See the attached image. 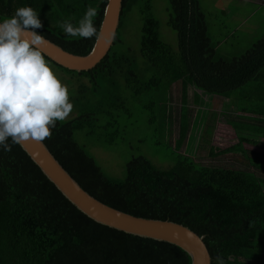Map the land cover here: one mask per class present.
<instances>
[{
    "label": "trees",
    "instance_id": "16d2710c",
    "mask_svg": "<svg viewBox=\"0 0 264 264\" xmlns=\"http://www.w3.org/2000/svg\"><path fill=\"white\" fill-rule=\"evenodd\" d=\"M167 1V25L176 32L178 53L160 38L151 0L121 1L119 27L123 16L140 4L139 52L150 73L146 80L136 73L134 58L111 53V48L93 68L82 71L62 67L44 55L75 77L77 86L70 96L74 115L57 122L52 137L43 142L79 185L103 203L135 216L172 220L203 235L211 264H216L217 254L225 264H264L263 177L200 165L192 156L175 152L174 163L164 169L144 155L133 156L125 163L124 177L116 178L104 172L76 137L82 132L91 145L112 143L118 131L117 112L129 111L124 89L133 96L152 90L157 101L146 107L154 110L164 100L163 93L180 81L184 103L189 86L210 96H237L232 118L226 119L237 142L226 148L212 146L210 154L241 153L264 172V156H251L244 147L256 146L264 138V35L241 54L223 56L211 40L199 0ZM106 2L0 0V22L17 8L29 6L42 21L39 34L84 55L96 37H69L59 25L70 21L78 26L91 6L97 10L93 22L98 33ZM0 264H190V256L170 242L92 220L62 195L20 145H13L11 152L0 150Z\"/></svg>",
    "mask_w": 264,
    "mask_h": 264
},
{
    "label": "rangeland",
    "instance_id": "374dc122",
    "mask_svg": "<svg viewBox=\"0 0 264 264\" xmlns=\"http://www.w3.org/2000/svg\"><path fill=\"white\" fill-rule=\"evenodd\" d=\"M199 2L206 15L211 40L223 56L241 54L256 37L264 35V0ZM139 5H135L123 16L121 25L117 28V40L111 46L110 52L127 54L134 58L136 73L141 80H146L150 73L144 70L146 61L139 52ZM151 6L152 13L159 21L160 38L178 53L176 32L167 25L168 1L151 0ZM251 19L257 20L260 25L257 32L253 30L255 22ZM49 64L60 80L68 86L71 96L77 86L75 77L67 75L51 62ZM194 92L199 96H194ZM122 94L126 97L129 111L117 112L118 131L112 143L91 145L81 137L82 132L76 133L78 141L86 144L87 150L107 175L124 177L125 163L137 155L146 156L160 168H168L174 163V153L179 152L192 156L200 165L251 171L264 178V172L251 165L241 153L210 154L212 146L226 148L237 142L233 128L226 122V119L232 118L231 110L239 102L235 94L230 97L210 96L189 86L184 103L181 82L176 81L163 93L164 100L159 106L155 104L154 110L146 107L150 101H157V95L152 90L133 96L131 91L124 89ZM183 105L185 106L182 108ZM182 114H185L184 120ZM73 115L74 112L69 117ZM182 124H185L184 128ZM241 125L246 126V122ZM176 140H180L178 150L174 147ZM244 147L251 156H264V138L256 146L244 143Z\"/></svg>",
    "mask_w": 264,
    "mask_h": 264
},
{
    "label": "clouds",
    "instance_id": "9594fccd",
    "mask_svg": "<svg viewBox=\"0 0 264 264\" xmlns=\"http://www.w3.org/2000/svg\"><path fill=\"white\" fill-rule=\"evenodd\" d=\"M89 6L78 26L70 21L59 27L69 37H98ZM43 27L37 12L23 6L0 22V150L13 145L50 139L57 122L73 112L68 86L57 76L43 54L48 43L36 30ZM216 264H225L220 254Z\"/></svg>",
    "mask_w": 264,
    "mask_h": 264
},
{
    "label": "water",
    "instance_id": "95a60500",
    "mask_svg": "<svg viewBox=\"0 0 264 264\" xmlns=\"http://www.w3.org/2000/svg\"><path fill=\"white\" fill-rule=\"evenodd\" d=\"M122 0H107L98 37L87 54L69 52L49 40L43 46V54L50 60L70 70L82 71L93 68L109 52L119 25ZM46 178L78 210L92 220L123 232L167 241L181 247L190 256V264H211V255L204 242L189 227L172 221L135 216L98 200L63 168L44 142L29 141L20 145Z\"/></svg>",
    "mask_w": 264,
    "mask_h": 264
},
{
    "label": "crops",
    "instance_id": "0c3cea01",
    "mask_svg": "<svg viewBox=\"0 0 264 264\" xmlns=\"http://www.w3.org/2000/svg\"><path fill=\"white\" fill-rule=\"evenodd\" d=\"M252 16V15H251ZM251 21H253V22H256L254 19H251ZM259 24L257 23V25H255V27L253 28V30H256V32L258 31V29H259Z\"/></svg>",
    "mask_w": 264,
    "mask_h": 264
}]
</instances>
